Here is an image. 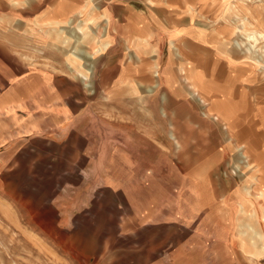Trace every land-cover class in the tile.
Returning <instances> with one entry per match:
<instances>
[{
	"label": "rangeland",
	"instance_id": "rangeland-1",
	"mask_svg": "<svg viewBox=\"0 0 264 264\" xmlns=\"http://www.w3.org/2000/svg\"><path fill=\"white\" fill-rule=\"evenodd\" d=\"M84 1L86 11L73 16ZM122 1L128 2L0 0V264H264V257L241 249L239 231L249 227L238 223L245 220L239 201L247 199L241 198L246 175L237 168L242 157L235 148L262 153L257 109L249 101L253 111L234 122L231 134L207 103L187 94L183 73L192 76L191 70L178 71L165 87L167 41L150 22L145 39L156 55L138 54L136 35L113 27ZM224 1L156 0L153 7L161 8L163 25L185 14L197 16L206 33L225 26L233 32ZM231 1L241 16L250 10L254 28L264 30V0L245 7ZM63 3L72 8L61 11L63 22L72 17L75 27L89 18L84 49L95 51L91 38L110 44L94 59H81L93 66L90 87L70 70L75 43L63 44L54 30L52 9ZM186 44L183 54L190 56L194 49ZM229 44L211 45L222 61L235 53ZM173 62L194 67L192 59ZM145 69L152 73L140 75ZM244 84L249 99L264 106L257 70ZM150 85L157 87L151 96ZM226 132L233 137L229 144ZM43 215L52 225L35 218Z\"/></svg>",
	"mask_w": 264,
	"mask_h": 264
},
{
	"label": "crops",
	"instance_id": "crops-1",
	"mask_svg": "<svg viewBox=\"0 0 264 264\" xmlns=\"http://www.w3.org/2000/svg\"><path fill=\"white\" fill-rule=\"evenodd\" d=\"M131 3L135 5V7ZM65 4L66 3H63L61 6L59 5L58 7H55L52 9V12L54 14L56 13V17H57V18L54 17L52 21L60 20L58 17H64L61 11H65L64 13H69L72 11L71 6L66 7ZM79 4H80V7H78L77 11L82 12V10L86 11V9L88 8L89 2L84 1ZM156 4H157L156 0H128V2H123V1L118 2V5H117L119 9L118 10L119 17L117 18L118 25L117 26L113 25V27L114 28L117 27L119 29L123 28L126 31L130 30L131 34H135L136 37H135V40L133 41V43L135 42L133 44L136 48L135 51L140 55L148 53L149 57L152 59L155 57V53L151 52L152 49L151 47L149 48V45L146 42L147 39H145L146 37L145 35L146 33H148L147 30H149L148 27L150 25V22H152L153 23L152 25H155V29L157 30V33H158L157 36L160 37L161 40L164 37L168 44V49H169L168 59L170 62L167 63V66L165 68L167 76H165V73H164V80H162V83L165 85V87L171 86L170 77L175 82L174 75L179 74L178 71L184 72V71H181V69L178 67L179 63L173 62V61L176 59L177 60L178 59H192L194 67L193 68L190 67L191 69L188 67L189 68L188 69L185 66L186 68H184L185 71L191 70L192 76L191 74L183 73V75H186V76L189 75V77L187 76L184 78V81L187 84L185 85L187 89L186 92L187 94H189V97L191 93H195V100L190 97L193 101H197L201 103L202 105L207 103L206 104L207 112L220 117L221 121L226 124L225 129L226 130L230 129L231 134L234 132L233 131L234 124L236 122L242 121L241 118L244 117L250 110L253 111L252 108H250V102H251L252 103L251 107L254 106V109H257V112L255 111V113H257L255 116L256 117L255 119L258 122V128L260 129L259 131L262 134L264 132V128H263V120L260 117V114H261L260 111L261 109L264 108V106L257 105L254 102V100L249 99L250 98L249 89H248L249 86L244 84L248 76V72H250V70L251 71L255 70L254 67H252L253 68L252 69L250 66H246L244 58L242 59L241 55L235 54L232 51L229 53L230 55L228 54L229 56L227 57V59H225L228 62L227 61L225 62V60L224 61L220 60L217 53L214 52L211 46L214 44L218 48V44L216 43L218 42L219 39L215 35L209 34V32L206 33L204 27L200 24L199 20L197 19V16L195 15L192 16V19H189L185 14L183 15L181 14L180 18L167 19V22H165L163 25L159 19L160 17L159 11L161 8L158 9L157 7H153ZM148 5L152 7V10L151 12L147 14L146 11L148 10L147 9ZM160 13H162V11H160ZM155 20H159L160 23H156ZM123 22L125 23L122 24ZM158 28H160L161 31L158 30ZM134 29L136 30L133 31ZM119 34H122V33L120 32ZM141 35L144 38H141L140 37ZM137 37H138V40H136ZM170 43L177 46L176 51L180 53L181 55H178L175 52V49L171 48ZM186 43H189L194 49V51H192V55L190 56L183 54L184 53L183 49L187 45ZM202 54L206 56H201ZM134 57L135 59H138L135 55ZM131 72L132 70L130 69L129 73ZM139 72H140L139 74L143 76H148V72L150 74L152 73V71L150 72L149 69H145L143 71L140 70ZM195 74L196 75L201 74L204 77V80L208 79L207 83L201 88L203 93L200 92V90H198V83H197L198 81L196 80ZM187 79L191 83H189ZM176 82H179V79ZM232 83L235 86V90L233 92L230 89V85H232ZM156 89L157 87L153 88L154 91L152 92L150 91L151 93L148 95L151 96L152 94H154L156 92ZM145 91H148V90L145 89ZM178 92H180V90ZM148 95H146L147 100H149V97H147ZM218 101H221L222 105H224L222 101L224 102L226 101V103H229L230 108L232 106H235L231 110L232 114L230 115V117L226 118L223 116L222 113L224 112V109L221 107L222 105L218 103ZM161 114L165 116L164 112H161ZM242 132H244V129L242 130ZM246 132H248L247 129H246ZM226 134L228 133L226 132ZM229 135L230 134H228V136ZM172 136H173V132H172ZM175 139H176L177 146L180 147L181 146L180 140L178 138H175ZM226 140H227V143L229 144V142L233 140V137L229 136V139H226ZM241 149L243 150L245 149V147L243 146L241 147ZM255 154H256L255 158H257V161L259 162V167L263 169L264 161L262 160L260 153L256 151Z\"/></svg>",
	"mask_w": 264,
	"mask_h": 264
},
{
	"label": "bare ground",
	"instance_id": "bare-ground-1",
	"mask_svg": "<svg viewBox=\"0 0 264 264\" xmlns=\"http://www.w3.org/2000/svg\"><path fill=\"white\" fill-rule=\"evenodd\" d=\"M241 1L244 2L243 6L244 5L249 6L251 0H241ZM258 1H261V0H258ZM223 4L226 10L229 13L231 12L233 14V20H231L230 22H233L232 23L233 25L231 26L233 27L234 31L233 32H231V30L227 31V28L229 26H225L222 28L223 30H218V31L216 29H213L211 32L215 34L216 37L219 39L218 46L223 47L222 49H225L226 47L230 45L229 44L230 40H232V45H233L232 48H235L234 50L235 54H239L242 56V59L244 58L245 60H248V61H245L246 66H250L251 68L254 67V69L257 70L259 74V80H263L264 79V30H262V28H254L253 26L254 23L252 24V22L256 21V19L251 14L250 10H248L247 8H244L245 6L243 8L246 11L245 13L247 14L246 15L244 14L243 16H241L240 14H238L240 13L239 11L241 10L231 0H226V2L224 1ZM71 13L74 16L75 14H79L80 11L77 13L75 11ZM87 20H89V18ZM87 20L81 21L75 27L72 26V23H73L72 17H68L66 21L64 22L63 20H60L61 22L59 20L54 21L53 24L55 26L57 25L59 26V27L54 26V30L55 28H58L55 30L57 33L56 34L57 39H61V42L63 44H67L69 40L71 39L73 43H75V46H72L69 49L70 52H69V55L67 56L68 57L67 61L70 62L71 64L73 63L75 64V66L71 67L70 70L77 78L80 79V81L84 84L85 87H90L91 84L89 80H90V75L93 71L92 70L93 66L89 64L88 62L84 63V61H82L83 60L82 57L88 60H92L97 54H100L104 50L108 49L110 47V44L108 41L104 43L100 42L99 38H91L92 39L91 42H94L96 45L95 48H93L95 49V51L92 50L91 52H89L81 46L85 42L90 41V39L88 38H89V33L91 32V30L89 28V24H87ZM61 25L68 26V28L61 26ZM170 45H171V48L175 49V52L178 55H181L180 53L176 51L177 46H175L172 43H170ZM151 49H152L151 52L155 53L156 55V49L154 47H152ZM71 50H74V51L72 52ZM184 68L186 67L182 66L180 68L181 71H185ZM154 75L156 76L154 77L158 79L157 76L159 75V72L156 71ZM195 76H196V80L198 81L197 82L198 90L202 92L201 88L207 83L208 79L204 80V77L201 74H197V75L195 74ZM157 84H159V80H156L154 83V85H157ZM146 89L148 90L146 91V93H151L152 91H154L151 85L147 86ZM190 97L195 100V93H191ZM164 99L165 98L163 97V100ZM141 100L143 102V100L145 101L146 98L145 97L141 98ZM222 102L224 103V105L221 104V101H218V103H220L222 105L221 107L224 109V112L222 113L223 116L226 118L230 117V115L232 114L231 110L235 106H232L230 108L229 103H226V101L225 102L222 101ZM162 112H164V109H162ZM260 113H261L260 117L263 120V128H264V108L261 109ZM262 135H264V132L262 133ZM241 147L243 146L241 145L240 147L236 149L237 154L242 157L241 158L242 161L237 162L238 164L237 168L240 171L242 170L241 173L243 172V175L245 174L246 177L242 181V185L240 186L239 189H240V193L242 196L241 198L246 197L247 201L245 202L242 201V203H240L241 201H239L238 213H240L241 218H243V216L245 215V220L241 219L240 222L238 221V223L241 228H243L244 223L245 224L247 223L249 227V228H243L239 231L240 240L242 241L241 249L243 250L244 253L246 254L249 253L251 255L250 257L252 258L254 257V259L255 257L256 259L257 258L260 259L264 257V233L260 229L262 222L260 221L261 219H259L258 217L259 212H258L256 203L260 204L259 208L262 211L261 218L263 219V223H264V170H263L264 168L261 169L259 167V162L257 161V158H255L256 157L255 152L254 153L251 152L249 155L248 152H246L245 149L242 150ZM260 156L262 157V160L264 161V149L262 153H260ZM253 162L255 163L253 164ZM249 197L250 198L255 197L256 203L253 202L251 199H249ZM247 202L250 203L251 206L246 207L244 204H246ZM44 216L45 215L38 216L35 218L39 220V223H41L42 225L46 227L48 226V224L52 225L49 218H44ZM226 229L228 230V226L226 227Z\"/></svg>",
	"mask_w": 264,
	"mask_h": 264
}]
</instances>
